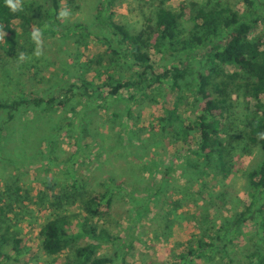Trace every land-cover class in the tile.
Returning a JSON list of instances; mask_svg holds the SVG:
<instances>
[{
	"label": "trees",
	"instance_id": "1",
	"mask_svg": "<svg viewBox=\"0 0 264 264\" xmlns=\"http://www.w3.org/2000/svg\"><path fill=\"white\" fill-rule=\"evenodd\" d=\"M61 1L42 0L41 5L20 2L18 10L13 12L5 0H0L3 33L0 84L18 86V75L11 68L16 60L40 62L37 43L27 42L26 38L32 37L26 34L30 35L32 27L59 31ZM115 1L99 0L90 25L74 24L76 28L82 27L81 37L75 41L85 42L83 38L92 34L106 49L83 62L74 53L58 58L55 77H50L52 82L48 86L35 90L43 79L32 75L25 80L30 83L27 86L33 87L30 94L11 92L10 96L0 98V112L5 114L1 129L16 121L26 108L57 114L61 119L71 112L73 118L81 119L86 113L84 109L109 112L112 100L120 98L130 103L128 120L134 117L133 108L161 105L163 115L137 137L141 145L150 144L153 152L157 153L159 147L172 149L170 156L183 158V169L191 171L182 186L168 178L158 184L161 196L158 200L162 204L156 213L164 214V225L169 226L180 218L176 210L185 203L195 207V217L199 215V220L190 221L195 230L193 235L199 231L196 244L183 243L178 263L264 264V14L257 11L261 4L258 0H238L246 7L241 12L237 1L205 0L198 5L192 28L185 32L181 26L183 13L165 6L166 0H154L146 22L133 32L116 19ZM14 21L20 22L24 37L16 34ZM260 24L262 29L258 28ZM72 30L66 28L64 32L72 34ZM153 55L158 57L156 61ZM193 60L198 63L194 71L189 68ZM86 67L94 71L90 80L81 74ZM189 87L193 101L183 108L184 89ZM159 98L165 99L161 102ZM240 99L248 104L241 115L236 108ZM119 115L114 111L111 116ZM65 121L54 128L62 130L74 124ZM89 130L83 126L78 135L88 136ZM103 134L106 133H96L101 144ZM79 136L64 162L55 151L59 145L49 147L55 160L66 166L63 173L70 177L71 183L63 185L61 194L54 196V210L40 228L38 249L43 264H116L117 260L129 264L125 258H115V253L111 256L99 253L101 246H114L118 239L111 233L114 227L110 223L111 204L117 194L113 190L116 174H110L102 182L104 190L87 189L85 182L80 183L75 163L84 147L83 136ZM112 136L116 146L128 148L119 132ZM101 144L96 141L99 155L105 152ZM113 149L112 152L116 147ZM251 154H256L257 160L242 167L245 197H238L228 180L238 174L237 166L242 164L243 156ZM171 163L162 164L163 170L169 172ZM129 164L126 168L129 173L137 168L136 173L147 167L161 169L158 160L147 166L144 157H133ZM20 191L22 186L17 182L0 185V264L18 263L23 261V255L30 254L27 240L11 232L9 225L13 205L21 201ZM70 202L75 203L78 211L71 213L62 207ZM130 208L125 210L126 218L139 212ZM142 208L145 212L151 209L148 203ZM250 227L254 228L252 234ZM121 245H125L124 241Z\"/></svg>",
	"mask_w": 264,
	"mask_h": 264
},
{
	"label": "rangeland",
	"instance_id": "2",
	"mask_svg": "<svg viewBox=\"0 0 264 264\" xmlns=\"http://www.w3.org/2000/svg\"><path fill=\"white\" fill-rule=\"evenodd\" d=\"M152 1L156 2L154 0H116L113 5L115 17L123 22L130 31H137L146 22L150 9L154 7V4L153 6L151 4ZM204 1L166 0L165 6L183 13L181 26L187 32L192 28L193 17L196 14L198 5ZM222 1L223 3L227 2V0ZM230 1L231 3L233 1L238 2V0ZM20 2L41 5L42 0H18V3ZM97 2L99 0H62L59 31L53 32L47 29L40 31L37 27H32V30L28 32L30 35L26 34V36L32 38L28 37L26 41L37 43L36 47L41 60L39 63L29 62L26 58L16 60L11 68L12 71L15 70V73H17L19 84L17 87H6L0 84V98L10 96L11 92L12 94L14 92L30 94L33 87L27 86L30 83H26L25 80L30 79L32 75H36L35 78L38 80L43 79L40 84H36L35 90L48 86L52 82L50 77H55L54 74L58 67L57 62H59L58 58L74 53L79 57V62H83L88 56L97 55L104 51L106 49L105 45L96 41L92 34L83 38L85 42H82V39L81 42L75 41V39H80L79 32L82 27L76 28L74 24L90 25ZM258 3L261 5L258 4L257 11L259 14H264V0H258ZM238 6L241 12L246 8L240 2H238ZM13 24L18 37H24L22 35L24 30L20 22L14 21ZM262 27L263 25L260 24L258 28L262 29ZM66 28L74 29V31L72 30L73 33L64 32ZM2 35L3 33L0 31V38H2ZM21 39L18 38V40ZM74 54L73 56H75ZM153 57L155 61L158 58L154 55ZM195 61L193 60L189 64V68L193 71L198 66ZM31 63L34 66H31ZM103 64H106V62ZM86 68L87 70L84 72L83 69H80L81 74L87 80H90L94 76V71L88 69L89 67ZM102 68L104 69L103 65ZM112 72L111 74H113ZM190 88L184 89L185 99L181 105L183 108H188L193 101L194 96ZM170 98L173 100V94L170 95ZM164 99L159 98L161 102ZM110 106L109 112L101 110L98 113L88 107L87 110L84 109L86 113L84 118L80 117L81 119H77L75 116L73 118L71 112L65 113L67 117L61 119L57 114L35 112L33 109L26 108L25 111L20 113L16 121L6 124L2 129L5 114L0 112V185L4 183H11L12 185V182H17L22 186V191H20L21 201L17 205H13L14 210L9 214V225L11 232L25 238L30 247V254L23 255L21 258L23 261L14 264H43V255L38 249L40 228L47 215L54 210V196L61 194L63 185H70L71 183L70 177L67 174L65 176L63 173L66 172V166L55 160L54 152L50 151L51 148L49 147L57 143L56 145H59L60 148H55V151L59 154L60 161L64 162L67 155L71 154V150L76 147V138L83 126L90 129L91 134L79 136H83L81 144L84 147L83 153L75 163L80 183L85 182L87 189L104 190L105 188L101 186L102 182L106 181L110 174H116L115 184L117 187L113 186L115 188L113 190L117 194L115 193L110 209L114 221L112 220L110 223L114 227L111 233L117 236L118 239L114 246L109 244L101 246L99 253L110 256L115 253L114 255H117L115 258H125L129 264H179V253L184 250L183 243L187 241L196 244L199 231L196 230V235H193L195 230L191 222L196 218L199 220V215L195 217V207L193 205L185 203L178 207L176 213L180 218L174 219L168 224L169 226L163 223L165 221L164 214L162 212L156 213L157 208L162 204L158 200L161 198L158 195V184L161 180L168 178L170 182L182 186V184H186L185 181L191 171L183 169V158L170 156L173 152L172 149L158 146V152H153L150 144H148L149 148L141 145L137 135L142 131H146L145 128L151 122H155L160 115H163L164 108H161V105L158 104H156L157 107H136L133 108L134 117L127 120L126 113L130 106L127 100L113 99ZM236 108L241 115L242 111L246 112L245 108H248V104L245 100L240 99ZM114 111L120 114L117 118L111 116ZM57 112L60 113L61 109ZM65 120H71L74 124L62 130L54 128V125H58V123L62 126V123L66 122ZM228 124L230 125V123ZM111 127H114V129H111ZM99 132L106 133L103 134L106 138L104 137L102 144L100 138L96 136V133L98 135ZM114 132L120 133L121 140L128 145V148L116 146L112 142L115 140L112 136ZM107 134H109V137ZM96 141L102 145V152L105 151L103 154H106V156L102 153L103 156L99 155L100 150H98ZM113 146L116 147L114 152H112ZM255 156L256 154L243 156L244 159L241 158L242 164L237 166L239 168L238 174L228 180L238 197H245V181L241 174L242 167L245 168L247 165L254 164L257 160ZM133 157L134 159L135 157H144L147 166L158 160L161 169L159 167L148 169L147 167L145 171L136 173L137 168L134 172L129 173L126 168L130 165L129 163ZM26 161H32L33 163L27 165ZM169 161L172 162V166L168 168L169 172H166L163 170L164 165H168ZM119 192L123 194L119 195ZM145 203H148L151 207L149 212H145L142 208ZM62 207L71 213L78 211L75 203L70 202ZM127 208L139 209V212H133L131 217L126 218L127 213L125 210ZM171 216L173 215L171 214ZM99 225L101 226L102 223H99ZM253 231L254 228H251L250 234ZM122 241L125 245H121ZM4 247L9 248L8 246ZM116 264H121V262L117 260Z\"/></svg>",
	"mask_w": 264,
	"mask_h": 264
},
{
	"label": "clouds",
	"instance_id": "3",
	"mask_svg": "<svg viewBox=\"0 0 264 264\" xmlns=\"http://www.w3.org/2000/svg\"><path fill=\"white\" fill-rule=\"evenodd\" d=\"M7 6L13 11H17L18 10V7H19V3H18V0L16 3H13V0H5Z\"/></svg>",
	"mask_w": 264,
	"mask_h": 264
}]
</instances>
